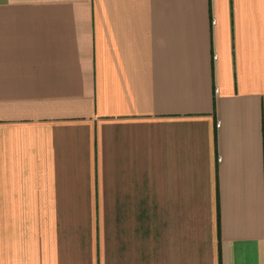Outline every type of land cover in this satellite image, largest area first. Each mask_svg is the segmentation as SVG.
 I'll return each mask as SVG.
<instances>
[{"label":"crops","instance_id":"0c3cea01","mask_svg":"<svg viewBox=\"0 0 264 264\" xmlns=\"http://www.w3.org/2000/svg\"><path fill=\"white\" fill-rule=\"evenodd\" d=\"M0 264H264V0H0Z\"/></svg>","mask_w":264,"mask_h":264}]
</instances>
